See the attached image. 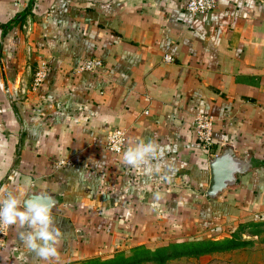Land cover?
I'll return each instance as SVG.
<instances>
[{"label":"crops","instance_id":"obj_1","mask_svg":"<svg viewBox=\"0 0 264 264\" xmlns=\"http://www.w3.org/2000/svg\"><path fill=\"white\" fill-rule=\"evenodd\" d=\"M92 57L101 66L80 69ZM196 113L212 117L208 150ZM111 128L125 131L119 153L104 146ZM149 141L146 164L123 163ZM225 149L246 169L210 198L208 162ZM3 191L21 203L48 196L62 235L58 258L41 260L20 239L26 229L8 226L0 264L104 260L264 219V0H216L194 15L185 0H0Z\"/></svg>","mask_w":264,"mask_h":264},{"label":"rangeland","instance_id":"obj_2","mask_svg":"<svg viewBox=\"0 0 264 264\" xmlns=\"http://www.w3.org/2000/svg\"><path fill=\"white\" fill-rule=\"evenodd\" d=\"M37 71L32 74L30 90ZM175 238L178 239L165 238L163 242L169 244L164 247L156 241L149 242L115 253L108 259H85L78 264H264V219L228 224L220 221ZM231 244L235 246L224 248ZM175 253L183 254L172 256Z\"/></svg>","mask_w":264,"mask_h":264},{"label":"clouds","instance_id":"obj_3","mask_svg":"<svg viewBox=\"0 0 264 264\" xmlns=\"http://www.w3.org/2000/svg\"><path fill=\"white\" fill-rule=\"evenodd\" d=\"M154 150L152 141L133 149L128 148L123 154V163L137 168L147 163L149 154ZM30 178L25 179L31 185ZM154 199H159L156 194ZM19 225L26 229L20 233L24 247L41 260L58 258L57 243L61 238V230L52 215L50 198L29 197L21 203L16 195L9 193L0 200V226Z\"/></svg>","mask_w":264,"mask_h":264},{"label":"built area","instance_id":"obj_4","mask_svg":"<svg viewBox=\"0 0 264 264\" xmlns=\"http://www.w3.org/2000/svg\"><path fill=\"white\" fill-rule=\"evenodd\" d=\"M21 0H12L13 5H18ZM216 5V0H185V9L190 14L205 13L214 9ZM165 61H170L167 55L164 56ZM101 60L97 58H87L84 59L80 65V69L93 71L101 66ZM43 72L39 70L35 74L33 88L39 85V80L42 78ZM194 126H195V136L199 145L208 150L212 145L211 139V126L212 117L203 113H196L194 115ZM125 141V131L120 128H111L107 131L105 136L104 146L115 153L122 151ZM71 161L68 159H59L55 162L57 167L63 166L65 164H70ZM7 196L6 191L1 193L0 200ZM8 226H0V250L4 246L5 237L7 234Z\"/></svg>","mask_w":264,"mask_h":264},{"label":"water","instance_id":"obj_5","mask_svg":"<svg viewBox=\"0 0 264 264\" xmlns=\"http://www.w3.org/2000/svg\"><path fill=\"white\" fill-rule=\"evenodd\" d=\"M3 83L4 89L11 101L10 92L8 91L7 83L4 78ZM208 164L210 169V183L205 191V195L210 198L214 197L227 185L232 184L236 173H240L246 169V163H244L242 159L234 156L230 149H225L222 153L213 156ZM29 197L49 198L48 196L29 193L24 200Z\"/></svg>","mask_w":264,"mask_h":264},{"label":"trees","instance_id":"obj_6","mask_svg":"<svg viewBox=\"0 0 264 264\" xmlns=\"http://www.w3.org/2000/svg\"><path fill=\"white\" fill-rule=\"evenodd\" d=\"M165 245H167V244H165ZM165 245H162V246L164 247ZM233 246H235V244L228 245V246H226V247H224V248H231V247H233ZM176 254H183V253H175V254L172 255V256H175Z\"/></svg>","mask_w":264,"mask_h":264}]
</instances>
